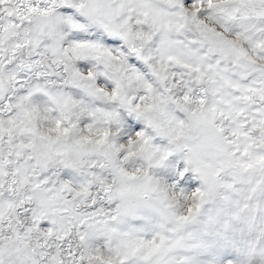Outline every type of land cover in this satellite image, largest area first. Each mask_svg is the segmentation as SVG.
<instances>
[{
	"label": "snow or ice",
	"instance_id": "1",
	"mask_svg": "<svg viewBox=\"0 0 264 264\" xmlns=\"http://www.w3.org/2000/svg\"><path fill=\"white\" fill-rule=\"evenodd\" d=\"M0 264H264V0H0Z\"/></svg>",
	"mask_w": 264,
	"mask_h": 264
}]
</instances>
